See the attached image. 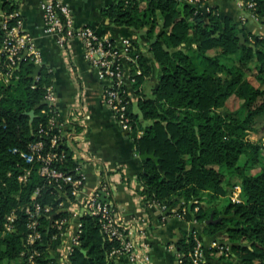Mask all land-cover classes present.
Listing matches in <instances>:
<instances>
[{
    "label": "trees",
    "instance_id": "trees-1",
    "mask_svg": "<svg viewBox=\"0 0 264 264\" xmlns=\"http://www.w3.org/2000/svg\"><path fill=\"white\" fill-rule=\"evenodd\" d=\"M254 2L245 9L262 20L264 0ZM101 12L116 25L144 31L148 51L159 65L157 86L154 83L152 95L147 96L141 82L151 73V66L136 41L141 70L135 74L134 86L139 111H133L131 102V135L139 153L158 156V162L152 157L140 160L144 199L178 210L186 205L185 219L195 220L191 227L206 243L216 241L208 250L225 264H264V36L249 32L230 16L222 17L214 5L195 11L180 0H145V4L114 0ZM34 67L22 58L15 75L8 82L0 80V234L5 213L11 209L17 213L13 228L0 236L4 264L13 263L27 247L26 219L20 206L29 201L35 187L42 186L40 200L57 201L52 183L21 155L37 136L38 127L46 126L58 110L44 99L53 72L45 64L36 78ZM232 94L238 104L223 108ZM141 119L150 121L142 124ZM139 129L142 132L137 135ZM42 138L47 145L50 134L43 133ZM61 147L65 158L55 164L68 170L75 162L72 150L66 144L57 148ZM25 168L30 171L20 180ZM236 184L240 199L232 200ZM64 213L59 211L50 220L40 217L42 243H35L41 250L54 252L60 243V237H52L57 229L51 220ZM211 213L219 219L205 222ZM79 238L80 246L70 253L69 264H127L122 256H108L118 241L104 236L98 215H81ZM194 244L193 235L182 229L175 242L177 250L187 257ZM43 260L50 263L53 259L44 255ZM14 264L25 263L18 259Z\"/></svg>",
    "mask_w": 264,
    "mask_h": 264
},
{
    "label": "built area",
    "instance_id": "built-area-1",
    "mask_svg": "<svg viewBox=\"0 0 264 264\" xmlns=\"http://www.w3.org/2000/svg\"><path fill=\"white\" fill-rule=\"evenodd\" d=\"M180 1L192 6L195 11H207L212 9L213 6L207 0ZM237 1L244 8L252 7L255 3L254 0ZM39 7L44 29L54 35L57 44L65 46L67 40L75 35L82 39L84 56L91 66L97 70L103 82L102 98L106 107L121 128L131 131L132 116L130 104L132 98L136 95L134 86L135 74L141 70L136 61V39L124 36L118 42L112 38L100 36L90 25H77L70 5L64 0H40ZM0 32L2 33L0 43V80L8 82L15 75V69L22 58H28L33 64L40 65L36 73L33 74L32 72V75L38 78L42 66L45 65L42 60V54L32 41L28 30L24 27V17L21 10L17 7L6 6L3 0H0ZM47 70L53 72L50 66L47 67ZM44 99L49 105H56V108H58L57 94L52 82H48L45 85ZM79 123L76 111L72 109L65 119H60L58 108L49 117L46 126L40 125L38 127L37 136L28 143V149L21 151V155L28 163L36 164V172L48 184L51 185L52 183L56 190L57 201L52 204L50 201L40 200L39 196L40 194L42 195L40 192L42 186H37L31 192L29 201L20 206V210L24 213L26 219L24 243L27 247L20 251L19 259L23 260L25 264H60L55 263L53 260L50 263L43 260L44 255L51 256L53 252L47 248L41 250L35 242L39 241L42 243L40 217L44 216L50 220L49 218L53 214L63 211L65 212L64 214L51 220V223L57 229V232L52 234V237L57 235L60 240H62L63 236L66 237L61 250L60 262L69 264L70 253L80 246L81 215L87 212L98 215L105 237L114 238L118 241V245L112 247L108 256L115 258L122 256L127 264H151L147 243L137 238L138 229L142 232V228L138 226L140 218L123 219L120 210L110 198L109 181L104 178L101 179L97 189L92 194L82 195L85 174L81 170V163L75 153L77 150L75 142L72 144L77 134L85 131V128H81ZM52 128L56 130L51 131L50 129ZM43 133L50 134L47 145L42 138ZM67 142L72 145L69 144V146ZM60 144H66L72 150L75 162L68 170L55 164L57 159H63L66 155L64 147L57 148ZM29 171L30 168H25L19 179H26ZM102 171L104 170L100 167L99 172ZM101 193L108 199H102L100 197ZM230 196L232 200L240 199L239 193L237 196L232 194ZM149 201L152 202L153 200ZM157 204L160 210L166 211L169 208V212L173 215L180 219H185L186 205H183L178 210L176 207ZM197 207L195 205L194 209H197ZM73 215H79V222L76 225L71 223ZM16 216L15 209L5 213L1 233L13 228ZM185 220L190 224L187 226V230L193 235L195 244L192 250L187 253V257L185 252L178 251L175 248V264H203L206 261V251L210 246L216 245V241L210 240L206 243L198 232L191 227L195 220ZM61 243L60 241L59 244ZM218 247H221V245ZM0 264L4 263L0 261Z\"/></svg>",
    "mask_w": 264,
    "mask_h": 264
},
{
    "label": "crops",
    "instance_id": "crops-1",
    "mask_svg": "<svg viewBox=\"0 0 264 264\" xmlns=\"http://www.w3.org/2000/svg\"><path fill=\"white\" fill-rule=\"evenodd\" d=\"M3 1L6 6L13 5L21 10L24 27L40 50L43 63L53 70L52 84L57 94L60 119H65L73 109L77 112L81 128H85V131L77 134L72 142V144L75 142L77 148L75 153L81 163V170L85 174L82 195L92 194L101 179L109 181L110 198L120 210L123 219L140 218L138 226L142 228V232L138 229L137 238L147 243L151 257L150 263L175 264V242L181 237L182 229L190 224L171 212L160 210L155 201L150 202L144 199L143 183L139 178L141 153L136 149L131 131L121 128L106 107L102 98L103 82L97 70L84 56L82 39L75 35L67 40L65 46L57 44L54 35L44 29L39 7L40 0ZM64 1L70 5L77 25H90L100 36L112 38L118 42L124 36L136 39L139 47L146 52L151 66V73L145 76L141 82V88L145 93L146 83H150L152 79V84L156 83L158 74L154 63L156 67L159 65L152 53L148 51L149 38L145 32L124 25H116L109 17L102 14L101 8L114 0ZM207 1L217 7L222 17L230 16L239 23V26L244 25L249 32L264 36V18L259 19L246 10L239 1ZM141 2L145 4V0ZM158 29L159 27L156 26L155 31L157 32ZM134 98L136 100V95ZM231 100H235L233 94L227 98L226 103ZM141 120L142 124L150 121L149 119ZM141 132L142 129H139L137 135ZM100 167L104 171L99 172ZM78 222L79 215H73L71 223L76 225ZM62 240L50 256L55 263L60 264H64L60 262V259L66 237L63 236ZM205 259L211 264H224L223 260L218 259L210 250L206 251Z\"/></svg>",
    "mask_w": 264,
    "mask_h": 264
},
{
    "label": "rangeland",
    "instance_id": "rangeland-1",
    "mask_svg": "<svg viewBox=\"0 0 264 264\" xmlns=\"http://www.w3.org/2000/svg\"><path fill=\"white\" fill-rule=\"evenodd\" d=\"M154 67L155 68H157L156 69V73L158 74L159 73V67H156V65H155V63H154ZM156 74V75H157ZM153 80V79H152ZM150 81V83H146V86H145V93L144 94H146L147 96H151L152 95V91H151V89H152V82L153 81ZM238 103H237V100L235 101H228L227 103H226V105L223 107V108H234V107H236V105H237ZM132 108H134L136 111H138V107H137V105H136V100H135V98L133 97L132 98ZM149 121V120H148ZM144 122H145V120H144ZM251 135L252 136H255L253 133H251ZM261 158H262V161L264 162V151L262 152V156H261ZM253 170L254 171H256L257 170V167H255V168H253ZM240 192V186L239 185H235L234 187H233V192L231 191V194L232 195H235V196H237V194ZM237 193V194H236ZM2 234V235H1ZM0 234V236H4L3 234H5L4 232L3 233H1ZM19 257H20V254L19 255H17L16 257H15V259H14V262L13 263H11V264H14L15 263V261H17L18 259H19ZM17 259V260H16ZM20 260V259H19ZM223 263H224V261H222ZM54 263V262H53ZM225 264V263H224Z\"/></svg>",
    "mask_w": 264,
    "mask_h": 264
},
{
    "label": "water",
    "instance_id": "water-1",
    "mask_svg": "<svg viewBox=\"0 0 264 264\" xmlns=\"http://www.w3.org/2000/svg\"><path fill=\"white\" fill-rule=\"evenodd\" d=\"M241 26V25H240ZM239 36H240V40L243 41L244 37H243V33L242 31H239ZM152 39H155L154 37ZM40 68V65L37 64L35 65L34 69H33V74L36 73ZM155 85L157 86V82L155 83ZM30 115H33V110L29 111ZM141 158H145V157H152L154 159L155 162H158V156L154 154V152H147L144 151L140 154ZM158 167L160 168V164H158ZM100 197L104 200H107L108 198L106 196H104L103 193L100 194ZM191 207V203L189 204V208ZM166 212H169V208H167ZM222 215H225V213H223ZM219 219V217L217 218H213V213L210 214L209 218H207L205 220V222H210V221H214Z\"/></svg>",
    "mask_w": 264,
    "mask_h": 264
}]
</instances>
